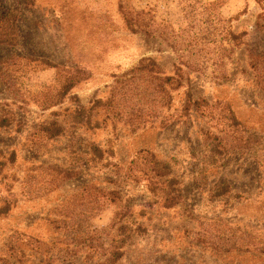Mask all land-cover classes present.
Returning a JSON list of instances; mask_svg holds the SVG:
<instances>
[{
    "label": "rangeland",
    "instance_id": "1",
    "mask_svg": "<svg viewBox=\"0 0 264 264\" xmlns=\"http://www.w3.org/2000/svg\"><path fill=\"white\" fill-rule=\"evenodd\" d=\"M223 1L222 14L226 18L239 16L233 23L235 31L248 32V47L237 53L227 78L218 79L211 72L192 75L185 88L175 94L174 110L181 106L190 87L197 98L229 104L245 127L259 135V143L250 151L230 152L210 164L202 136L209 126L199 115L188 123L175 120L166 129L133 132L123 124H109L91 133L80 131L83 143L91 141L112 151L114 157L109 160L119 169L115 171L105 163L88 166L79 179L37 198L25 186L28 177L36 174L32 170L41 164L71 167L69 151L75 139L70 134L34 150L29 137L51 111L42 112L32 104L27 112H19L24 131L0 130V149L18 154L12 174H17L16 184L22 187L19 207L9 217L0 218L1 256L7 254V246L19 233L25 237L23 247L29 264H41L44 258L34 250L35 241L47 246L59 244L61 237L52 223L59 218V206L63 201L73 203L78 190L92 183L119 189L125 197L133 198L137 208L131 221L147 230L144 237L131 241L119 264H264V90L257 86L247 57V51L264 56V32L255 26L261 10L254 0ZM121 2L137 10L152 9L159 19L174 25L184 21L181 0H0V15L13 13L19 27L17 47H0V58L32 56L87 70L91 79L74 90L85 104L94 95L107 97L112 76L135 67L143 58L155 59L172 75L175 55L159 39L129 32L119 12ZM19 67L22 66L16 69ZM13 77H19L15 79L17 96L30 99L28 92H39L51 85L56 71L30 68L21 78L20 74ZM13 91L0 78V103L17 100ZM142 150H150L171 163L181 182V205L173 209L157 207L140 216L146 194L124 176L130 161ZM43 181L41 177L34 185H43ZM225 184L230 186V194L215 198L214 190ZM112 219L113 209L108 208L91 220L89 227L107 228ZM28 242L31 245L27 246Z\"/></svg>",
    "mask_w": 264,
    "mask_h": 264
},
{
    "label": "trees",
    "instance_id": "2",
    "mask_svg": "<svg viewBox=\"0 0 264 264\" xmlns=\"http://www.w3.org/2000/svg\"><path fill=\"white\" fill-rule=\"evenodd\" d=\"M254 1L261 10L255 26L264 32V0ZM224 5L223 0H181L184 21L174 25L159 19L152 9L137 10L127 2H121L119 12L129 32L159 39L175 55L173 74H167L155 59L143 58L135 67L112 76L107 97L94 95L87 104L74 91L91 79L92 74L87 70L32 56L0 58V78L11 92L14 90L17 98L12 103H0V130L24 131L25 123L19 112H27L33 104L42 112L51 111L49 118L29 137L34 150L70 134L75 139L69 151L72 166L41 164L34 167L32 171L36 174L25 181L29 192L42 198L79 179L91 165L105 163L115 171L119 169L109 160L114 157L112 151L91 141L83 143L78 136L80 131L91 133L109 124H123L136 132L166 129L175 120L188 123L199 115L209 126L202 131L208 163L216 164L230 152L252 150L260 141L259 135L245 127L229 104L197 98L189 87L181 106L174 110L175 94L185 88L192 75L205 76L211 72L214 77L225 79L237 53L248 47V32L238 33L234 29L233 23L239 16L226 18L222 14ZM18 41V17L13 13L0 15V47L14 49ZM247 53L248 67L257 86L264 90V56L252 51ZM17 65L22 67L16 69ZM30 68L32 71L54 69L56 78L41 91L28 92L30 99L18 97L15 79L19 77L13 76L20 74L21 78ZM17 162L16 151L0 149V218L9 217L21 203L19 189L22 187L16 184L19 181L17 174H12ZM41 177L43 185H34ZM124 177L142 187L146 194L147 202L140 216L157 207L173 209L184 201L181 182L173 166L150 150L137 153ZM230 192V186L225 184L214 190V197L223 198ZM78 193L73 203H61L59 218L51 221L59 231V244L47 246L35 241L34 250L44 258L41 264H119L131 241L147 234L143 225L131 221L137 208L134 199L125 197L119 189L109 190L92 183L80 188ZM108 208L113 209L110 225L104 229L90 228L91 220ZM23 238L19 233L14 236L7 246V254L0 255V264L30 263Z\"/></svg>",
    "mask_w": 264,
    "mask_h": 264
}]
</instances>
